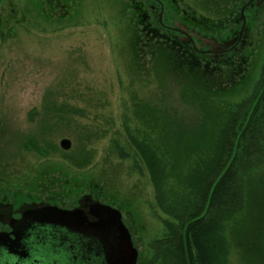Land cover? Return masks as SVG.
<instances>
[{
  "label": "rangeland",
  "instance_id": "374dc122",
  "mask_svg": "<svg viewBox=\"0 0 264 264\" xmlns=\"http://www.w3.org/2000/svg\"><path fill=\"white\" fill-rule=\"evenodd\" d=\"M250 2L2 1L0 205L18 216L99 201L122 213L138 264H180L177 211L202 190H183L187 168L158 190L146 156L172 151L171 119L182 138L202 134L199 98L232 111L255 93L264 0ZM248 185L245 209L222 227L227 264H264V165Z\"/></svg>",
  "mask_w": 264,
  "mask_h": 264
},
{
  "label": "trees",
  "instance_id": "16d2710c",
  "mask_svg": "<svg viewBox=\"0 0 264 264\" xmlns=\"http://www.w3.org/2000/svg\"><path fill=\"white\" fill-rule=\"evenodd\" d=\"M261 71L255 93L232 111L213 109L207 99L199 98V105L206 111L201 135L182 138L173 131L171 119L170 132L165 135L174 134L172 151L164 144V151L158 147L156 157L145 154L158 190L166 178L182 176L179 173L184 168L191 180L186 179L183 190L197 195L202 190L201 201L192 209L177 211L180 264H227L222 227L245 209L251 175L264 165V63ZM189 159H195L192 173L187 167L190 162L185 161ZM168 167L172 172L167 176Z\"/></svg>",
  "mask_w": 264,
  "mask_h": 264
},
{
  "label": "water",
  "instance_id": "95a60500",
  "mask_svg": "<svg viewBox=\"0 0 264 264\" xmlns=\"http://www.w3.org/2000/svg\"><path fill=\"white\" fill-rule=\"evenodd\" d=\"M61 147L69 151L72 143L63 140ZM88 210L51 205L27 211L17 221L14 241L0 235V264H137L138 249L122 213L99 201ZM28 232L35 236L29 250L22 246Z\"/></svg>",
  "mask_w": 264,
  "mask_h": 264
},
{
  "label": "flooded vegetation",
  "instance_id": "af4514ba",
  "mask_svg": "<svg viewBox=\"0 0 264 264\" xmlns=\"http://www.w3.org/2000/svg\"><path fill=\"white\" fill-rule=\"evenodd\" d=\"M2 1H4V0H2ZM15 208L16 207H13L11 204L0 205V235H7V236L11 237V240H13V241L16 239V237L14 236V234L16 233V229L19 228V224L17 221L22 219L23 215L25 213H27V211L36 210V209H27L26 211H23V213H21L20 215L15 216V210H16ZM85 212L86 213L89 212L88 208H87V210H85ZM89 220L95 221V219L90 215H89ZM32 227H36V226H32ZM34 237L35 236H33V234L31 232H28L26 240L22 241V246L29 250L31 247V243L33 242L32 239ZM131 237H132V242L134 243L132 233H131ZM10 245H11V243H9L7 246L10 247ZM134 246L136 248L135 243H134ZM5 248L8 249L7 247H5ZM138 255H139V253H138ZM138 261H139V258H138ZM138 261H137V264H138Z\"/></svg>",
  "mask_w": 264,
  "mask_h": 264
}]
</instances>
